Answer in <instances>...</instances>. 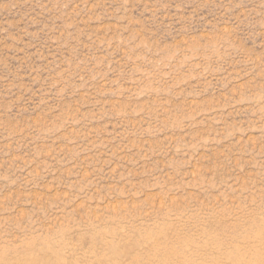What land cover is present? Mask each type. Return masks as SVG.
<instances>
[{"label": "rangeland", "instance_id": "obj_1", "mask_svg": "<svg viewBox=\"0 0 264 264\" xmlns=\"http://www.w3.org/2000/svg\"><path fill=\"white\" fill-rule=\"evenodd\" d=\"M0 264H264V0H0Z\"/></svg>", "mask_w": 264, "mask_h": 264}]
</instances>
